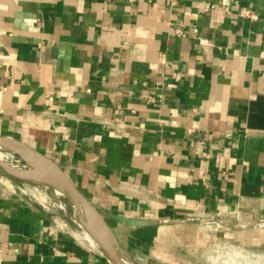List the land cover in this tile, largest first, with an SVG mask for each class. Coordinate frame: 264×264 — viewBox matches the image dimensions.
Segmentation results:
<instances>
[{
  "label": "crops",
  "instance_id": "1",
  "mask_svg": "<svg viewBox=\"0 0 264 264\" xmlns=\"http://www.w3.org/2000/svg\"><path fill=\"white\" fill-rule=\"evenodd\" d=\"M0 136L57 162L134 264H201L202 218L264 217V0H0ZM0 247L113 264L3 189Z\"/></svg>",
  "mask_w": 264,
  "mask_h": 264
},
{
  "label": "rangeland",
  "instance_id": "2",
  "mask_svg": "<svg viewBox=\"0 0 264 264\" xmlns=\"http://www.w3.org/2000/svg\"><path fill=\"white\" fill-rule=\"evenodd\" d=\"M2 189L29 197L48 207L55 224L60 229L74 234L73 228H80L81 219L77 217L71 202L66 201L60 192L61 196L58 202L53 195L44 190V187L23 182L6 173L0 166V190ZM36 191L39 193H37L38 195H44L45 199L37 198V195L34 194ZM258 216L257 214L250 217H245L243 214L238 215L237 218H233L236 219L234 221L236 226L230 232L224 225L226 223L220 221V232L207 243L201 264H264V217ZM209 225L213 229L217 227L216 224L209 223ZM85 237L84 241L89 243V236ZM94 246L96 247L97 244Z\"/></svg>",
  "mask_w": 264,
  "mask_h": 264
},
{
  "label": "water",
  "instance_id": "3",
  "mask_svg": "<svg viewBox=\"0 0 264 264\" xmlns=\"http://www.w3.org/2000/svg\"><path fill=\"white\" fill-rule=\"evenodd\" d=\"M0 150L17 154L24 160V166L29 168L26 171L18 170L0 160V166L6 173L21 181L52 185L62 191L74 205L77 217L85 220V228L95 237L109 260L113 264H134L105 215L95 207L57 162L11 136H0Z\"/></svg>",
  "mask_w": 264,
  "mask_h": 264
},
{
  "label": "bare ground",
  "instance_id": "4",
  "mask_svg": "<svg viewBox=\"0 0 264 264\" xmlns=\"http://www.w3.org/2000/svg\"><path fill=\"white\" fill-rule=\"evenodd\" d=\"M0 160L4 161L5 163L9 164L10 166L14 167L15 169L22 170V171L29 170V168H27L26 166H24V161H23L22 158L16 156L15 154H13V153H11L9 151L0 150ZM23 182L44 187L45 188L44 190L46 192H48V194L50 193L51 195H53L58 202H59V199H60V196H61L60 193H61L62 194V197L66 201H68L70 203V201L67 199V197L65 196V194L62 191H60L59 189H57L56 187L52 186V185H47V184H42V183H31V182H27V181H23ZM35 188H34V190H37ZM37 193H38L37 191L34 192V194L37 195V198L39 197L40 199H45L44 195H38L39 193L38 194ZM71 205L75 209V207H74V205L72 203H71ZM84 224H85V220H81L80 221V228L79 229L73 228L72 231H73L74 235L77 238H79V240H81L83 242H86V241H84L83 238H86L85 236H89V244H91V246L92 245L94 246V244H97V240L95 239L94 236H92L89 233V231L85 228V225ZM96 247H99V245L97 244Z\"/></svg>",
  "mask_w": 264,
  "mask_h": 264
},
{
  "label": "built area",
  "instance_id": "5",
  "mask_svg": "<svg viewBox=\"0 0 264 264\" xmlns=\"http://www.w3.org/2000/svg\"><path fill=\"white\" fill-rule=\"evenodd\" d=\"M206 7L207 8H214L215 6L212 3H207V6ZM243 14L252 17L249 10H246L245 9V11L243 12ZM176 76H177V78H179V74H177ZM44 207H46V206L44 205ZM46 208H48V207H46ZM202 221L203 222L207 221L208 223L216 224L217 226L220 225V222L218 220H216L214 216L213 217H209L207 219L206 218H202ZM0 256H1V247H0ZM0 259H1V257H0Z\"/></svg>",
  "mask_w": 264,
  "mask_h": 264
}]
</instances>
